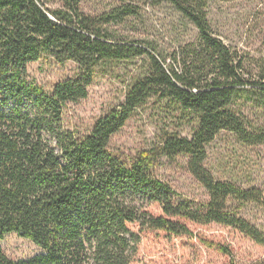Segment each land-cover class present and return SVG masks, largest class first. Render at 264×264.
I'll return each mask as SVG.
<instances>
[{"label":"trees","instance_id":"1","mask_svg":"<svg viewBox=\"0 0 264 264\" xmlns=\"http://www.w3.org/2000/svg\"><path fill=\"white\" fill-rule=\"evenodd\" d=\"M208 2L149 0L170 6L197 32L164 56L108 31L136 15L131 6L97 17L84 14L79 0H0V241L13 234L37 249L11 260L0 247V264H132L143 236L184 239L187 223L235 230L264 247V232L239 217L247 205L264 210V196L205 167L206 148L222 133L245 147L264 146V127L249 118L264 112V62L248 70L213 35ZM41 58L72 63L75 72L49 89L36 85L27 71ZM134 60L138 72L126 80L123 102L86 133L67 129L64 108L86 99L95 73ZM146 105L177 130H160L148 150L121 158L108 144ZM179 157L205 202L175 201L153 173L160 161Z\"/></svg>","mask_w":264,"mask_h":264},{"label":"rangeland","instance_id":"2","mask_svg":"<svg viewBox=\"0 0 264 264\" xmlns=\"http://www.w3.org/2000/svg\"><path fill=\"white\" fill-rule=\"evenodd\" d=\"M45 1V0H44ZM208 27L216 38L242 57L248 70L264 62V0H208ZM149 0H79L80 9L89 16H100L123 6L134 8L136 15L121 23L110 24L109 32L116 38L141 47L171 55L193 41L196 30L181 21L168 5H150ZM54 5V4H51ZM55 6V5H54ZM138 61L121 64L111 71L98 70L88 88L87 97L64 108V125L78 133L90 131L95 119L119 106L124 99L126 80L138 72ZM72 63L58 64L41 58L28 66V77L45 88L70 77L75 72ZM150 105V104H149ZM149 105L137 110L108 144L121 158H132L148 150L157 141L160 130H177L169 120L157 117ZM254 113V112H253ZM249 114L264 127V112ZM179 130V129H178ZM181 136L189 137L187 128ZM179 130V131H180ZM207 169L220 179H233L243 188L254 187L264 196V146L245 147L228 134H220L206 148ZM185 159L160 161L153 168L157 178L173 191L175 201H187L195 206L207 200L204 189L193 181L184 168ZM158 214L156 206L148 207ZM241 218L264 232V210L245 206ZM190 235L180 240H165L145 235L140 251L132 264H264V247L258 246L235 230L217 225L199 226L187 223ZM1 252L11 260H21L37 253L27 240L10 234L0 241Z\"/></svg>","mask_w":264,"mask_h":264}]
</instances>
